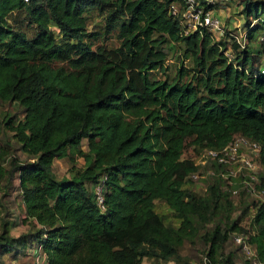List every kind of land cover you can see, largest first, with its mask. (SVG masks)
<instances>
[{"label": "trees", "instance_id": "1", "mask_svg": "<svg viewBox=\"0 0 264 264\" xmlns=\"http://www.w3.org/2000/svg\"><path fill=\"white\" fill-rule=\"evenodd\" d=\"M86 5L104 12V31L115 28L116 45L91 46L97 32L86 28ZM183 8V0H0V100L18 106L0 115V133L8 131L25 156H11L6 185L15 174L28 224L9 233L3 192L0 256L29 243L40 245L47 264H141L143 256L179 264L176 247L198 219L214 216L221 197L232 203L216 177L202 196L183 187L197 169L181 156L185 140L200 151L243 134L259 143L264 166V72L253 64L264 0L243 4V44L234 37L227 44V32L215 39L205 27L183 33ZM15 10L34 27L32 36L8 22ZM169 42L177 44L179 64L170 79L158 78L153 71H164ZM52 60L74 69L50 67ZM63 157L68 175L57 177L51 163ZM99 179L102 210L90 189ZM155 199L179 220L176 227L163 223ZM245 209L202 233L206 264H234L221 251L227 232L244 234L264 264V203L251 213V231L238 223Z\"/></svg>", "mask_w": 264, "mask_h": 264}, {"label": "rangeland", "instance_id": "2", "mask_svg": "<svg viewBox=\"0 0 264 264\" xmlns=\"http://www.w3.org/2000/svg\"><path fill=\"white\" fill-rule=\"evenodd\" d=\"M205 2V0H203ZM207 1V0H206ZM214 2L211 4L212 16L218 19V28L219 30L212 31L213 37L215 39L221 38L226 33V38L224 39L228 42L231 40L228 37H233L232 35H237L239 38L243 34H245L246 29V18L243 13H241L243 4L245 0H213ZM199 3L200 0H197ZM84 17L87 30L92 32H97V35L94 39H91V46L95 45H116L117 40L114 37L115 28H111L108 31H104V12H99L95 9L94 6L86 5L84 7ZM8 22H10L14 27H18L23 30L25 34L30 37L34 33V27L28 23L24 17V13L19 11H12L8 14ZM251 22H253L251 20ZM240 34V35H238ZM228 38V39H227ZM90 41V39H88ZM239 42L245 43V39L243 36V40L239 39ZM260 42V43H259ZM254 48L259 51L254 55V63L258 65L260 68L264 67V37L258 36L254 40ZM164 50L166 52V59L164 60V71H153L158 78L170 79L173 75L175 67L179 64V53L177 49V44L174 43H165L163 44ZM225 53L229 56L230 49L226 48ZM187 63L185 59L183 61ZM50 67L62 68L65 71H70L73 68L72 65L69 64L68 61L61 60H52L47 62ZM258 67V68H259ZM18 111V106L15 102H7L0 100V115L3 113H16ZM19 114L21 115L20 111ZM8 131H4V133H0V150L4 149L5 153L0 156V202L3 197H5L2 193L4 192L8 196L3 198V202L10 208H13L12 214H14L17 220H21L20 210L18 207V191H17V180L15 174L11 178L10 185H6V173L9 167L11 156H17L19 160L25 159V156L16 149V144L10 138ZM81 148L83 150L87 149L86 140L81 139ZM182 157L191 158L194 162L199 161L201 165L197 166V171L199 172L200 177L193 179L187 177L185 182L183 183V187L189 189L197 196H202L205 193L204 187L212 181L213 176L209 177L206 172L210 169L209 164L205 162V158L200 159L199 146L191 143V139H186L184 146L181 150ZM83 160L81 157L76 158L75 165H82ZM68 166L69 163L66 158H54L51 163V168L55 176H66L68 175ZM204 176V177H203ZM89 187V186H87ZM228 199L232 202L230 205L226 198H219L217 202L218 209L216 210V214L210 216L206 221H198L195 223L194 230L188 234L187 237L183 238L180 245L176 247V251L178 254L179 264H205L201 262V257L204 256L205 251V243L202 239V233L211 228L217 220L221 222L229 223L234 217L238 215V210L241 209L242 201L238 202L235 198ZM154 210L160 215L163 223L165 225L176 227L179 224V220L173 215L172 211L161 201L158 199L154 200ZM246 212L241 214L238 217V223L245 226L248 231L253 229L251 225V211L245 209ZM2 216V209L0 207V218ZM20 222V221H19ZM232 233V232H231ZM231 233L227 232L226 237L222 243V252L224 254L230 252L232 254L234 264H242V254L238 247L232 242ZM175 260L162 261L160 259L154 258L153 256H143L141 257V264H173Z\"/></svg>", "mask_w": 264, "mask_h": 264}, {"label": "built area", "instance_id": "3", "mask_svg": "<svg viewBox=\"0 0 264 264\" xmlns=\"http://www.w3.org/2000/svg\"><path fill=\"white\" fill-rule=\"evenodd\" d=\"M183 2L184 8L180 11L183 33L199 27H205L210 32L219 29L218 19L212 16L210 10L212 8L202 11V7L197 0H183ZM205 2L212 4L214 1L205 0ZM170 11L172 13L177 12V6L171 4ZM232 36L239 42V39L243 40L244 34L240 38L237 35ZM239 43L243 44L242 42ZM261 72H264V67L261 68ZM260 149L261 147L257 141L249 136L236 133L221 147H205L199 151L200 159L204 157L205 162L210 166L206 174L222 181L221 189L226 191L227 197L235 198L238 202L242 201L243 204L238 213L244 206L252 212L257 204L264 203V190L260 185L264 166L259 160ZM194 163L197 166L201 165L199 161ZM188 177L196 179L200 175L196 169ZM90 187L96 205L102 210L104 208L102 179L92 183ZM231 237L232 242L242 254V264H262L256 258L254 248L246 241L244 234L232 232ZM33 251V264H47L45 254L39 244L33 246ZM201 262L207 263L205 255L201 257Z\"/></svg>", "mask_w": 264, "mask_h": 264}, {"label": "crops", "instance_id": "4", "mask_svg": "<svg viewBox=\"0 0 264 264\" xmlns=\"http://www.w3.org/2000/svg\"><path fill=\"white\" fill-rule=\"evenodd\" d=\"M215 30H219V29H215ZM18 207L21 212L19 216L21 220H17L16 216L12 214L13 208H10L9 205L7 206L10 212L8 216V221H9L8 229H9V233L14 235L23 232L28 228L27 220L22 221V219L24 218V213L20 199H18ZM33 246L34 245L32 244L26 243L24 250L22 252L11 251L2 254L0 256V264H33V254H34Z\"/></svg>", "mask_w": 264, "mask_h": 264}]
</instances>
